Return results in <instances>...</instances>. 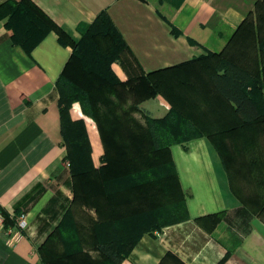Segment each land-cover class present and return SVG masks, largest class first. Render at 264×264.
Wrapping results in <instances>:
<instances>
[{
    "label": "trees",
    "instance_id": "obj_1",
    "mask_svg": "<svg viewBox=\"0 0 264 264\" xmlns=\"http://www.w3.org/2000/svg\"><path fill=\"white\" fill-rule=\"evenodd\" d=\"M2 19L13 30L12 41L28 54L50 29L60 43L72 47L56 80L60 131L72 203L93 207L96 217L84 235L67 209L39 246L44 264H121L144 233L189 218L172 144L205 137L229 170L252 157L240 148L250 150L254 142L244 140L231 148L228 138L254 129L264 136V0L254 2L219 51L151 71L142 69L105 10L78 26L77 40L32 0L2 1ZM113 62L121 65L125 80L114 72ZM158 94L170 106L164 115L152 116L140 104ZM75 101L98 128L104 152L97 167L85 121L70 115ZM240 167L243 177L251 175L244 163ZM253 200L257 206L243 199L254 211L264 212V199ZM224 214L222 210L196 220L210 230ZM94 249L97 255L91 254Z\"/></svg>",
    "mask_w": 264,
    "mask_h": 264
},
{
    "label": "crops",
    "instance_id": "obj_2",
    "mask_svg": "<svg viewBox=\"0 0 264 264\" xmlns=\"http://www.w3.org/2000/svg\"><path fill=\"white\" fill-rule=\"evenodd\" d=\"M32 1L74 40L80 38V24L105 10L142 69L151 71L222 49L256 0ZM12 33L0 20V208L6 216L27 212L28 229L12 243L0 234V264H44L39 246L66 210L83 223L92 215L90 208L72 203L60 131L56 80L72 47L50 29L28 54L12 41ZM111 66L126 79L118 62ZM152 98L156 116L164 115L168 101L160 94ZM70 115L85 121L92 160L99 166L103 152L97 126L87 122L93 120L78 102ZM170 150L189 218L144 233L121 264H217L223 258L221 264H264V217L234 202L222 187L208 140L174 143ZM222 210L225 214L210 230L196 220Z\"/></svg>",
    "mask_w": 264,
    "mask_h": 264
},
{
    "label": "rangeland",
    "instance_id": "obj_3",
    "mask_svg": "<svg viewBox=\"0 0 264 264\" xmlns=\"http://www.w3.org/2000/svg\"><path fill=\"white\" fill-rule=\"evenodd\" d=\"M253 22L257 19V13L253 12ZM78 102V101H75ZM79 103V102H78ZM156 105V101L153 98H150L144 101L140 106L145 110L148 111L150 115L156 116L158 112L154 110ZM104 107V106H103ZM139 116V115H138ZM140 117V116H139ZM141 118V117H140ZM92 119V118H91ZM93 120V119H92ZM142 120V119H141ZM143 121V120H142ZM87 122L96 125L95 121H91L87 118ZM98 130V128H97ZM99 133V131H98ZM100 135V134H99ZM245 138V139H243ZM245 140V142H254V144L249 149L240 148L244 150L246 154L252 153V157L245 156L244 160H239L237 163L239 164V168L236 170L234 166H231V169H227L224 167L222 161H220V156L215 148L209 143L211 151L216 154V160H218V169L220 174L221 185L224 186V189H227L228 194L232 197L233 201L236 203H245L243 199L245 198L247 202H250L251 206H257L258 201H254L253 197L256 196L257 200L259 197L264 199V183L260 184L262 181V177H264V136L260 135L259 129L254 130H247L245 131V135H241L239 138L234 137L233 140L228 138L229 147H234L236 144L241 143ZM102 152H104L103 145H102ZM244 163L245 165V172L246 170H251V175L248 174L244 177L240 174L242 172L239 171L241 169V165ZM225 172V175L223 174ZM240 172V173H239ZM162 184L165 186L168 184L167 181H164ZM86 208V207H85ZM91 218L83 223L81 222L82 218H78V222L81 225V228L84 231V235L89 233V226L90 222L93 217H96V213L94 208L91 207ZM76 211H78L76 209ZM80 211V210H79ZM251 211L256 214L257 217H264V212H256L254 208H251ZM86 212V209H85ZM81 217V216H80ZM91 254L97 255L98 252L96 249L90 251Z\"/></svg>",
    "mask_w": 264,
    "mask_h": 264
},
{
    "label": "built area",
    "instance_id": "obj_4",
    "mask_svg": "<svg viewBox=\"0 0 264 264\" xmlns=\"http://www.w3.org/2000/svg\"><path fill=\"white\" fill-rule=\"evenodd\" d=\"M27 212H12L6 216L0 208V234L5 235L11 243L20 239L28 229Z\"/></svg>",
    "mask_w": 264,
    "mask_h": 264
}]
</instances>
